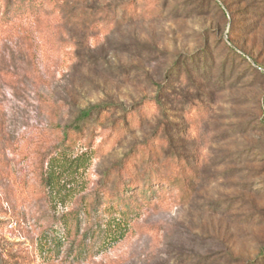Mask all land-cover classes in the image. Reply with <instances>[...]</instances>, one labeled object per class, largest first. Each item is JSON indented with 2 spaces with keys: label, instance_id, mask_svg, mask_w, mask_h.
<instances>
[{
  "label": "rangeland",
  "instance_id": "1",
  "mask_svg": "<svg viewBox=\"0 0 264 264\" xmlns=\"http://www.w3.org/2000/svg\"><path fill=\"white\" fill-rule=\"evenodd\" d=\"M20 1L0 0V264H264V0H133L131 15L132 0H36L5 14ZM94 106L111 114L91 150L62 153L55 126ZM154 137L159 163L190 170L189 197L143 207L108 242L85 204ZM133 159L140 178L147 161Z\"/></svg>",
  "mask_w": 264,
  "mask_h": 264
},
{
  "label": "trees",
  "instance_id": "2",
  "mask_svg": "<svg viewBox=\"0 0 264 264\" xmlns=\"http://www.w3.org/2000/svg\"><path fill=\"white\" fill-rule=\"evenodd\" d=\"M35 1L29 0L28 7L23 6L24 0L11 3L5 14L17 13L22 16L27 11L26 9L31 11L33 8L36 11V8H34L36 7L34 5ZM47 1L51 4L52 0ZM133 4L134 1L132 0L124 8L129 15L133 13ZM153 105L155 107L160 106L157 101H154ZM93 113L95 118L90 123L88 121H90ZM130 113H127V116L121 118L120 122H117L115 126L108 130V139L113 138L115 141L125 134L127 119L131 118ZM110 114L111 111H102L99 107L94 106L81 112L79 126L62 128L56 125L55 128L61 134L60 145L64 148L59 151L65 153L77 143L91 150L98 128ZM192 122H194L193 119ZM85 124L90 126V130L87 139L83 140ZM162 141L161 138L154 137L143 144L135 146L132 152L121 161L120 165L106 174L102 186L98 187L96 192L87 200L86 210L88 212L94 211L97 213L98 219L104 220V226L107 227L105 239L107 238L108 242L116 241L119 237H122L129 223L137 218L142 208L150 206L154 201L157 203L168 202L170 204L173 202L180 204L188 199L192 180V177L188 176L190 170L185 162L174 154L170 159H166L163 164L158 162L161 155L160 148L163 145ZM140 154L146 159L147 167L138 178L139 165L133 157ZM49 179L46 178V180ZM74 217L62 220L63 231L66 236H69L74 226H77V220Z\"/></svg>",
  "mask_w": 264,
  "mask_h": 264
}]
</instances>
